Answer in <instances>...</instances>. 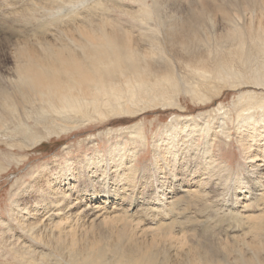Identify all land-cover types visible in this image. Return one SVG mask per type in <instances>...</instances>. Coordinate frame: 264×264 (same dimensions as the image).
<instances>
[{"label": "bare ground", "instance_id": "obj_1", "mask_svg": "<svg viewBox=\"0 0 264 264\" xmlns=\"http://www.w3.org/2000/svg\"><path fill=\"white\" fill-rule=\"evenodd\" d=\"M153 2L150 8L144 1L139 14H131L139 21L141 36L105 19L94 26L93 19L77 23L75 0L39 4L51 11L38 24L44 33L5 40L16 50L13 76L0 73V139L14 147L18 137L33 149L89 123L135 119L151 107L173 108L180 91L205 103L212 98L208 88L218 95L225 87H247L234 102L235 117L224 105L211 112V121L207 113L176 114L165 133L154 137L156 167L151 171L157 181L143 179L147 174L139 155L149 134L141 122L105 130L100 135L109 144L103 147L102 140L90 136L89 145L95 146L91 153L75 154L67 147L66 160L44 166L20 193L26 201H16L9 215L18 220H1L10 231L17 225L23 235L22 241L16 234L4 237L5 242L18 241L3 244L16 253L15 264H264V0H199L189 9L175 3L177 13L162 32L151 25L161 5ZM67 5H72L68 16H59ZM36 10L35 5L23 7L20 19L34 17ZM182 70L189 72L184 78ZM30 120L43 125L45 134ZM228 123L236 126L249 162V178H235L231 197L212 182L218 168L213 145L217 133L231 136ZM203 127L208 129L204 148L197 141L205 137ZM118 137L122 141H114ZM6 170L0 164V173ZM204 205L217 215L203 219L195 209ZM224 224L241 247L225 242L230 238L220 235L222 228L215 231ZM200 228L199 242L203 246L207 240L204 253L179 257V247L194 246ZM58 251L65 256L56 255Z\"/></svg>", "mask_w": 264, "mask_h": 264}, {"label": "rangeland", "instance_id": "obj_2", "mask_svg": "<svg viewBox=\"0 0 264 264\" xmlns=\"http://www.w3.org/2000/svg\"><path fill=\"white\" fill-rule=\"evenodd\" d=\"M144 1L145 3L150 5V8L154 7L153 0H75L76 7L74 8L75 10L74 15L76 16L77 23L79 24L82 23L84 20H87L88 22L89 20L93 19L92 26H94L96 24H103L101 20L105 19V21L107 22L110 21L109 23L111 24L114 23L113 25H117L118 27H121L123 29L133 30V33L136 36H141L143 32L139 30V28H137L139 21L136 20L135 18L133 19V15H135V12L136 14H139L142 3ZM43 2H45V0H0V7H1L0 8L1 9L0 10V27H1L0 28V73L2 75L13 76L12 69H14L15 66L14 55H15L16 47L11 44H8L6 41L12 42V41H16L17 39L21 40V39H25L26 36L36 38L38 35H42L44 33L38 28V24L42 21H45L47 16L51 14V11H48L47 5H44L41 8L38 7L39 4L40 5L44 4ZM160 3H161L160 5L161 7L160 6L158 7V13L160 19L159 16L154 17L155 20L154 19H152L154 21L151 20L152 21L151 25L154 26L158 31L161 30L162 32L163 29L166 27L164 23L166 24L169 23L170 22L169 19H172V15H175V13H177L175 6L176 4H178V6L183 9L184 8L189 9L191 6H195L196 4L198 5L199 0H180V1L160 0ZM33 5H35V7L39 9L36 10V13H34L33 15L34 17L32 18L28 17L30 19L28 18L20 19L19 10H22L23 7L26 8L27 10ZM70 6L67 5V7L64 6L63 9L61 8L62 10L60 9L61 12L59 16L67 17L70 12L69 10L71 8ZM128 9L129 10L131 9L130 10L131 13L129 12ZM137 10L139 12H137ZM133 11L135 12L133 13ZM26 14L30 15L29 12L27 11ZM53 33L54 32H52V34ZM52 34L50 32L46 36H52ZM34 41H35V45L38 46L39 42H36V40ZM29 44H31V42ZM176 69L181 70L179 68ZM182 71L184 72H181L179 75L182 78H184V76L189 72L185 70ZM202 89L205 91L207 88L202 86ZM254 89L259 91L256 88ZM248 90L249 88L247 87L244 89H231L225 87L221 90L220 94L216 95L218 90H215L214 87L208 88L206 94L207 96H212V98L205 101V103L201 101L199 102L198 100H194L192 95L187 91H183V92L180 91L179 93L180 102L178 103L177 101L176 106H173V108L172 106H165V107L160 106L158 108L151 107V108H147L144 112L137 115L135 119L130 118L128 120L129 117L124 119L112 117L110 120H103V121L89 123L85 126H81L77 128L72 132L69 133L63 132L61 133V136H52L49 139H46L43 142V144L33 149L27 148L25 145H21L23 141H20L18 137L13 140V143L16 144L14 147L10 146L9 140L0 139V164L2 166L8 167V170L0 173V239H1L0 264H15L16 261L18 260L15 256L16 253L14 251H10L9 249L6 248L4 249L3 246L4 243L11 245L12 243L15 242L14 244H18L17 239L10 238L9 241L5 242L4 237L7 240V238H9L11 234H16L20 238V241H22L21 236H23L17 225L14 226L13 231H10L7 230V224L5 223L1 224V222L2 221L12 222V220L14 221L18 220V217H16V215H13L14 218L13 216H9V215H11L10 213L13 212V209H15L13 207H16V201L17 203L19 202L22 203L26 201L25 200L26 197L24 198L21 197L20 193L26 188L27 184L31 181V179H33L35 174L44 166L49 165L50 163H52V161L57 160L58 158H62L63 160H66L69 157V154L66 152L67 147L68 148L72 147L74 149V152L76 151L75 154H77V151L79 152L80 150L84 151L85 153L86 152L91 153L93 152L95 146L91 144L89 145L90 136H95L98 138L97 140L100 141L102 140L101 147H103L109 144L107 138H103L101 136L102 134H105V130L111 127L115 129H119L121 126L124 129L135 122H141V125L142 126L144 125L142 131L146 134H149V143L148 145H146L147 147L145 146L143 150H141V153L139 155L140 158L139 164L142 170H145L147 174V175H143V179L152 176L153 180L157 181V179H159L158 175H153L151 171L153 170V167H156L154 166L156 165V163L153 160L154 137L157 138L159 134H161L162 136L165 133V130L168 129L167 127L168 123L170 124L174 116H176V114L187 113L190 116L197 117L200 116L199 114L201 113H207L211 115V118L209 119V121H211L213 116L212 111H214L217 108V106L224 105L225 108H228L230 110L229 111L230 113L232 111V114L235 117V113L233 111L234 102H237L236 100L238 99V96L240 94ZM177 106L183 107L185 113L180 112L181 110L178 109ZM260 114H262L261 111L256 115L258 120L256 125L257 127H259L261 124V119H259L261 118ZM142 121L144 122V124ZM30 123L33 126L35 125L37 126L36 127L37 129L36 128L35 129L38 133L45 134L43 125H38V124L34 125L35 122L32 120H30ZM226 132L228 134H231V136L228 137L227 139V136L223 135L226 134L225 132L223 133L219 132L217 133L218 135L213 145V153L216 160L215 162L218 165L217 168L218 170L216 169V174H217L216 181L215 179H212V182H216L218 183V186L220 185L224 189H226L225 195L227 197H231L233 191L235 190V186H234L235 178L237 176H242V177L245 176L246 179L249 178L248 177L249 171L247 170L249 169L248 167L249 162L247 157H245L240 142L238 141L237 138L238 132L236 130V126L234 124L232 125L231 123H228V125H226ZM200 133L204 134L205 137L204 136L199 137L197 141L200 145H202V148H204L205 146L204 144L207 139L206 135L208 133V129L203 127L200 129ZM122 139L123 138L118 137L115 140L114 139L113 140L119 142L122 141ZM127 145L129 146L128 142ZM74 152L72 154H74ZM227 177H229L228 180ZM21 178H23V180ZM16 181H18V183H16ZM19 189H21V191ZM195 210L196 212H199V215L201 214L203 219L204 218L206 219L210 216L214 217L215 215H217V212L214 213V211L208 208L206 205L200 206ZM229 227L227 224H224L214 229L215 231L219 232L220 231L219 229L222 228L226 234L224 232L222 233L220 232V235H222L223 237H229L230 240L225 242L232 243L235 242V240H233L234 238H232L233 236L232 234H236V233H231L228 230L229 231L228 234L227 231H225V229ZM202 228L204 231V224H202ZM186 231L187 230H185L184 232L187 233ZM201 231L202 229L200 228V230L196 231L197 234H194L195 235V238L193 239L194 246L185 245L184 247H179V257L180 255H185L187 253H204L207 240L205 238L203 239L202 243L204 245L202 246L201 242H199L200 236L203 235ZM190 232L192 233V231H188V233ZM211 236L214 238H218L214 234H212ZM187 239H189V237ZM23 240L26 241V239ZM166 246L168 248V251L174 252L175 247L173 246V244L170 243V241H166ZM241 246H242L241 243L239 244L236 242L234 243V248L236 249ZM210 248L211 247H208V249ZM217 249L219 251V254H221L222 250L220 251V248H218V246ZM236 249H234L233 256L237 254L235 252ZM63 253L64 252L58 251L56 252V255L65 256L63 255ZM211 253L215 254L216 251ZM4 255L6 256L4 257ZM52 258L56 260L55 256H53ZM60 258L62 261H67L66 257H60ZM57 260L61 261L60 259ZM161 262L162 260L159 259V263Z\"/></svg>", "mask_w": 264, "mask_h": 264}]
</instances>
